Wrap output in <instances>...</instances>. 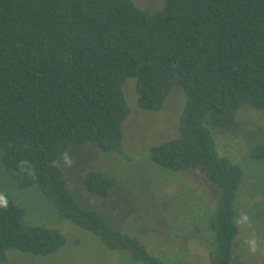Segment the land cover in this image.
I'll use <instances>...</instances> for the list:
<instances>
[{
	"label": "trees",
	"instance_id": "16d2710c",
	"mask_svg": "<svg viewBox=\"0 0 264 264\" xmlns=\"http://www.w3.org/2000/svg\"><path fill=\"white\" fill-rule=\"evenodd\" d=\"M135 78L137 104L158 111L171 88L185 95L178 136L152 145L150 158L171 170L197 165L218 188L210 228L212 264H245L234 255V199L242 168L220 155L207 124L236 130L237 109H264V0H163L147 12L134 0H0V150L22 187L36 185L59 215L142 264L170 263L135 236L111 227L70 193L55 163L84 143L128 159L123 84ZM264 157V144L252 148ZM89 193L109 195L108 171L85 172ZM0 264L7 250L47 256L65 243L55 227L29 225L24 209L0 192Z\"/></svg>",
	"mask_w": 264,
	"mask_h": 264
},
{
	"label": "rangeland",
	"instance_id": "374dc122",
	"mask_svg": "<svg viewBox=\"0 0 264 264\" xmlns=\"http://www.w3.org/2000/svg\"><path fill=\"white\" fill-rule=\"evenodd\" d=\"M134 2L150 13L163 6V0ZM123 91L130 107L122 139L128 159L103 152L92 143L61 153L55 163L70 193L82 206L97 210L111 227L138 238L163 261L212 264L216 239L209 219L217 186L197 165L173 171L150 158L152 145L178 136V115L185 100L182 88L173 86L158 111L138 106L134 77L125 80ZM237 118L236 130L207 126L217 152L243 171L234 199L238 228L234 255L245 264H264V157L252 154L256 144H264V109L242 104ZM1 157L0 150V192L24 209V222L58 228L65 236L63 246L47 256L8 249L6 264H142L127 251L109 248L91 232L61 217L36 185L20 186ZM90 170L108 171L119 184L106 197L89 193L82 179Z\"/></svg>",
	"mask_w": 264,
	"mask_h": 264
},
{
	"label": "clouds",
	"instance_id": "9594fccd",
	"mask_svg": "<svg viewBox=\"0 0 264 264\" xmlns=\"http://www.w3.org/2000/svg\"><path fill=\"white\" fill-rule=\"evenodd\" d=\"M0 205L6 207V201H4L3 197H0Z\"/></svg>",
	"mask_w": 264,
	"mask_h": 264
}]
</instances>
